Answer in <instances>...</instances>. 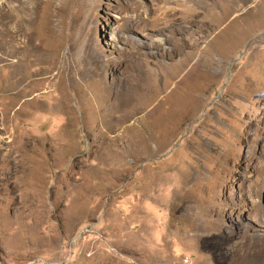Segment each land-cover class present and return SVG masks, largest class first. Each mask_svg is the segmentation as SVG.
<instances>
[{
    "label": "rangeland",
    "instance_id": "374dc122",
    "mask_svg": "<svg viewBox=\"0 0 264 264\" xmlns=\"http://www.w3.org/2000/svg\"><path fill=\"white\" fill-rule=\"evenodd\" d=\"M261 14L0 0V264H264Z\"/></svg>",
    "mask_w": 264,
    "mask_h": 264
},
{
    "label": "bare ground",
    "instance_id": "6f19581e",
    "mask_svg": "<svg viewBox=\"0 0 264 264\" xmlns=\"http://www.w3.org/2000/svg\"><path fill=\"white\" fill-rule=\"evenodd\" d=\"M261 4H263V3H261ZM251 11V10H250ZM252 14V13H251ZM254 14V13H253ZM246 15V14H245ZM260 16H262V17H264V15L263 14H261ZM245 17V16H244ZM223 23H221V25H222ZM262 42H264V35H262V36H260V37H258V43H262ZM15 76V75H14ZM153 82V81H152ZM262 91V89H260L259 90V94H258V97H259V99H258V104L259 105H262V106H264V92H261ZM263 112H264V109H263ZM261 123H264V118H262V120L260 121Z\"/></svg>",
    "mask_w": 264,
    "mask_h": 264
}]
</instances>
